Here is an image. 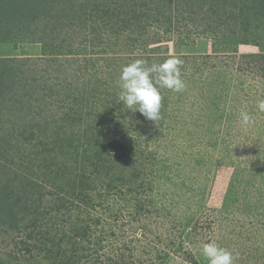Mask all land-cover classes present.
I'll use <instances>...</instances> for the list:
<instances>
[{
  "label": "rangeland",
  "instance_id": "1",
  "mask_svg": "<svg viewBox=\"0 0 264 264\" xmlns=\"http://www.w3.org/2000/svg\"><path fill=\"white\" fill-rule=\"evenodd\" d=\"M120 1L48 0L0 32V264H208L210 241L264 264V10ZM171 57L186 88L162 118L124 107L122 67Z\"/></svg>",
  "mask_w": 264,
  "mask_h": 264
},
{
  "label": "clouds",
  "instance_id": "2",
  "mask_svg": "<svg viewBox=\"0 0 264 264\" xmlns=\"http://www.w3.org/2000/svg\"><path fill=\"white\" fill-rule=\"evenodd\" d=\"M183 61L178 57H171L163 62H152L146 59H136L122 67L116 80L119 89L118 99L124 107L139 113L149 121L156 122L162 118L161 89L182 92L186 84L181 78ZM259 111L264 112V100L257 102ZM241 121L247 125L252 119L247 112L241 113ZM202 254L208 264H234L236 255L233 251L221 247L215 241L204 243Z\"/></svg>",
  "mask_w": 264,
  "mask_h": 264
},
{
  "label": "trees",
  "instance_id": "3",
  "mask_svg": "<svg viewBox=\"0 0 264 264\" xmlns=\"http://www.w3.org/2000/svg\"><path fill=\"white\" fill-rule=\"evenodd\" d=\"M112 1H114L116 4L113 6V8H112V12L113 13H115V16H117L118 14H120L119 16H121V14H123V13H129V11H127V10H125V9H123V8H121L122 6H121V1L119 2V0H112ZM246 1V0H245ZM6 3L7 2V0H0V9L1 8H4V5H3V3ZM46 2H48V0H33V2H32V0H11L10 1V3L8 4V5H5L6 7H5V9H3L2 11H0V13H2V12H4V11H8L7 12V14H5V16L3 17V19L2 20H4V18H6L5 20H8L9 18H10V22H13L12 23V25H10L9 27H11V29H9V28H7V26H6V29H5V27H3V26H1L0 25V32L1 33H3L4 32V30H7V32H8V34H12V32H14V30L15 29H17V26L20 28V27H23L24 25H25V22L24 21H26V16L25 15H23L24 13H26V12H30V11H34V12H32L33 13V15H37L36 14V12H39L42 8L40 7V6H42V5H44V4H46ZM127 2H129V1H127ZM134 2V1H133ZM251 2H254V3H252V4H255V6L257 7V9L258 10H264V0H251ZM204 3H209V2H204ZM248 3V2H247ZM213 5V4H212ZM45 6V5H44ZM43 6V7H44ZM35 7H40L41 9H35ZM120 7V8H119ZM244 8L243 9H241L242 11L243 10H245V8H246V5L245 6H243ZM32 8H33V10H32ZM110 8V7H109ZM212 12H214L215 13V10H211ZM108 13H110V10H108L107 11ZM111 12V13H112ZM219 12V11H218ZM111 13H110V15H111ZM116 13H117V15H116ZM258 13L261 15V17H262V15H264V13L262 12V11H258ZM26 15H27V13H26ZM107 16H109V15H107ZM73 18V17H72ZM16 23V24H15ZM15 24V25H14ZM246 25V24H245ZM4 29H3V28ZM2 30V31H1ZM248 30L249 29H247L246 27H245V31L246 32H248ZM0 33V34H1ZM247 34V33H246ZM246 34H244V35H242L241 36V38H240V40H239V43L241 42V43H246V44H251V43H253V42H255V43H258L257 45H259V46H262V43L261 42H259V41H254V36H252L253 38H251V37H248V36H246ZM7 40V38L4 40V39H0V41H6ZM263 57H264V55H263ZM2 73V76H4V80H5V78L6 77H8L7 76V73L6 72H1ZM4 80H3V85H5V82H4ZM7 80V79H6ZM7 88V87H6ZM106 126H108V127H110L109 125H104L103 127H102V131H104V129H105V127ZM125 134V133H124ZM124 136H126V135H124ZM123 136V134H122V136H119L118 138L120 139V138H122V137H124ZM128 140L130 141V139L128 138ZM122 141V140H121ZM133 143H132V141H130V145H132ZM109 146V145H108ZM122 148H124L123 146H122ZM15 204H17V203H15ZM11 207H13L12 205H10ZM27 205H25V208L27 209ZM28 210V209H27ZM10 216L12 217L13 216V212L12 213H10ZM12 218H14V217H12ZM25 219V216H23V217H21V220H24ZM20 225H17L16 226V228L17 229H20V227H19ZM25 229H27L28 227L27 226H23ZM23 228V229H24ZM20 232H21V230H20ZM39 243H40V241H39ZM94 250H96V248H94V247H92ZM25 249V253L22 255L23 257H26V256H28V255H31L30 254V252H31V248L30 247H25L24 248ZM49 250H47V249H45V252H48ZM44 252V253H45ZM58 254H60V253H58ZM24 258H22V257H20V259L19 260H23Z\"/></svg>",
  "mask_w": 264,
  "mask_h": 264
}]
</instances>
